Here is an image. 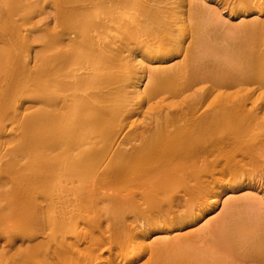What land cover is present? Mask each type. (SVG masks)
Listing matches in <instances>:
<instances>
[{"label":"bare ground","instance_id":"obj_1","mask_svg":"<svg viewBox=\"0 0 264 264\" xmlns=\"http://www.w3.org/2000/svg\"><path fill=\"white\" fill-rule=\"evenodd\" d=\"M260 186L264 0H0V264H264Z\"/></svg>","mask_w":264,"mask_h":264},{"label":"rangeland","instance_id":"obj_2","mask_svg":"<svg viewBox=\"0 0 264 264\" xmlns=\"http://www.w3.org/2000/svg\"><path fill=\"white\" fill-rule=\"evenodd\" d=\"M254 192V191H253ZM257 193H258V196H259V198H264V190H263V187L262 186H260L258 189H257Z\"/></svg>","mask_w":264,"mask_h":264}]
</instances>
